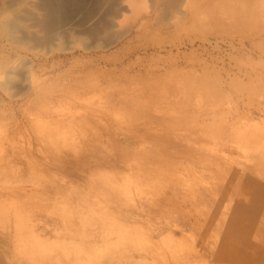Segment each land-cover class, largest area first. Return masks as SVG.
<instances>
[{"label":"rangeland","instance_id":"obj_1","mask_svg":"<svg viewBox=\"0 0 264 264\" xmlns=\"http://www.w3.org/2000/svg\"><path fill=\"white\" fill-rule=\"evenodd\" d=\"M254 2L0 0V264H264Z\"/></svg>","mask_w":264,"mask_h":264},{"label":"clouds","instance_id":"obj_2","mask_svg":"<svg viewBox=\"0 0 264 264\" xmlns=\"http://www.w3.org/2000/svg\"><path fill=\"white\" fill-rule=\"evenodd\" d=\"M225 7L227 5H224ZM251 14L258 18L261 22H264V0H255L254 3L247 6Z\"/></svg>","mask_w":264,"mask_h":264},{"label":"bare ground","instance_id":"obj_3","mask_svg":"<svg viewBox=\"0 0 264 264\" xmlns=\"http://www.w3.org/2000/svg\"><path fill=\"white\" fill-rule=\"evenodd\" d=\"M16 236V234L14 233L13 234V237H15ZM83 248V247H82ZM85 249V248H84ZM92 250V252L91 251H89V253H90V255H88L89 253L87 252L86 253V256L83 258V260H82V262H84V264H92L95 260L94 259H98L99 258V256L100 255H102V248H100V247H95V248H91ZM65 251V250H64ZM79 253H81V255H84L85 254V252L84 251H82V252H79ZM84 253V254H83ZM64 254V253H63ZM88 255V256H87ZM78 256V255H77ZM82 258V257H81ZM82 262H80V263H82Z\"/></svg>","mask_w":264,"mask_h":264}]
</instances>
